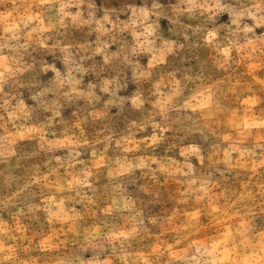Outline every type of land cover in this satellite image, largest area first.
<instances>
[{"label": "clouds", "instance_id": "9594fccd", "mask_svg": "<svg viewBox=\"0 0 264 264\" xmlns=\"http://www.w3.org/2000/svg\"><path fill=\"white\" fill-rule=\"evenodd\" d=\"M0 264H264V0H0Z\"/></svg>", "mask_w": 264, "mask_h": 264}]
</instances>
